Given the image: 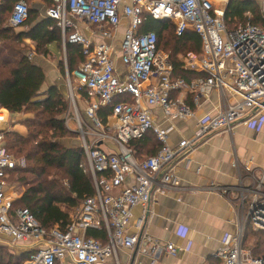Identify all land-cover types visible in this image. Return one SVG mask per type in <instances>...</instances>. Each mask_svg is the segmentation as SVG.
Returning a JSON list of instances; mask_svg holds the SVG:
<instances>
[{
    "label": "built area",
    "instance_id": "built-area-1",
    "mask_svg": "<svg viewBox=\"0 0 264 264\" xmlns=\"http://www.w3.org/2000/svg\"><path fill=\"white\" fill-rule=\"evenodd\" d=\"M228 1L221 0L217 6L213 0H54L46 9L45 17L56 20L61 28L65 60L68 43L80 46L85 57L74 72H69L67 63L65 71L73 106L78 107V100L86 104V120L82 123L78 113L75 132L84 151L80 168L92 176L95 193L70 215L64 229H45L29 209L14 210L9 180L26 162L4 145L11 113L0 108V232L28 248L24 264H110V257L120 264L119 249L132 250L136 245L153 260L162 249L177 255L176 243H162L142 231L143 219L136 224L138 232L131 234L129 228L135 208L149 212L159 195L184 190L224 197L238 192L235 233L214 257L218 264H264V257L246 246L249 226L264 231V170L256 175L252 159L241 163L234 154L237 174L229 185L211 182L183 187L176 173L178 160L187 159L209 134L232 133L243 121L255 130L264 125V27L249 21L229 29L225 22ZM261 9L264 16V4ZM147 16L172 23L178 36L187 30L200 35L202 53H188L183 60L185 69L198 76L174 78L170 52L158 48L156 33L140 32ZM28 18L27 2L18 1L10 26L21 27ZM82 91L87 94L84 99ZM214 91L218 94L215 109L199 118L192 136L171 146L176 122L194 118V107ZM189 95L193 106L187 101ZM109 106L112 112L104 122L98 110ZM148 131L161 146L154 155L138 160L130 142ZM89 229L105 230L106 242L88 237Z\"/></svg>",
    "mask_w": 264,
    "mask_h": 264
},
{
    "label": "trees",
    "instance_id": "trees-1",
    "mask_svg": "<svg viewBox=\"0 0 264 264\" xmlns=\"http://www.w3.org/2000/svg\"><path fill=\"white\" fill-rule=\"evenodd\" d=\"M18 1L20 0H0V43L8 42L22 50L19 44L30 39L38 55H50L49 45L52 43H56L61 52L62 32L57 21L50 18L39 20L28 0L25 1L29 7V18L21 26L22 30L7 26V15H11ZM54 4L50 0L48 6ZM247 12L250 16L246 15ZM249 21L264 27L259 1L229 0L225 11L226 26L233 29ZM148 31L156 33L160 50L170 52L174 78L190 80L199 75L185 69L184 61L180 58L181 54L202 53V42L197 32L187 30L182 36H178L172 23L150 16L140 26V32ZM66 48L67 67L72 73L84 62L85 57L82 48L76 44L68 43ZM27 49L24 47V50ZM59 61L60 71L65 74V61ZM45 82L43 68L27 52L24 51L13 64L0 54V108L11 114L29 113L23 123L25 134L15 129L5 134L6 149L17 159H24L26 162L25 167H17L12 172V176L18 173L17 181L23 188L20 197L14 200L13 209H29L45 229H64L70 221V209L78 208L85 198L93 196L95 188L92 176L80 168L84 158L83 149L78 145L65 146L61 142L62 138L77 136L67 129L65 118L62 117L67 110V98L57 86L49 87L42 96ZM80 95L82 99L87 96L85 91ZM187 101L193 106L192 95L188 96ZM111 112L110 106L101 107L98 116L106 122ZM130 146L135 151V157L142 160L157 153L161 144L156 135L148 131L143 138L132 140ZM87 236L103 243L107 240L105 230L89 229ZM254 237L258 239L254 255L264 257V231H254L249 226L247 242ZM28 257L29 254L15 256L0 245V264H23ZM214 264H218L217 261Z\"/></svg>",
    "mask_w": 264,
    "mask_h": 264
},
{
    "label": "crops",
    "instance_id": "crops-1",
    "mask_svg": "<svg viewBox=\"0 0 264 264\" xmlns=\"http://www.w3.org/2000/svg\"><path fill=\"white\" fill-rule=\"evenodd\" d=\"M49 1L28 0L31 9L37 12L39 20L46 18ZM213 1L221 3V0ZM257 1L260 5L264 4V0ZM125 26L121 25L124 29ZM16 29L22 30L21 27ZM29 41L31 42L30 39ZM49 50L51 51L50 55L34 58V61L43 68L46 74L42 96L51 86H57L61 91L64 88L61 71H59L56 59L54 60V57L60 56V50L56 43L50 44ZM117 64L120 69L124 67L121 61H118ZM217 100L218 94L214 91L210 96L202 98L199 107H194L196 112L194 118L178 120L176 130L170 134L171 146H176L181 139L192 136L199 118L213 111ZM162 119L159 114V120L163 125H166ZM16 126L25 128L20 124ZM20 131L23 134L26 133V129ZM234 154L237 155L241 163L252 159L256 175H261L264 170V125L260 130H255L243 121L236 124L232 133L217 131L209 134L187 159L178 160L176 173L181 185L192 187L204 186L211 182L222 185L233 183L237 174V169L233 165ZM9 190L14 200L20 197V193L13 190L11 186ZM238 204L239 194L236 191L230 192L225 197L216 193H195L188 190L159 195L151 203L149 212L144 213L140 206L135 208L129 233L138 232L136 224L143 219L142 231L149 233L162 243L173 241L179 246L180 252L177 255H171L162 249L153 260L139 252V246L136 245L132 250L119 249L120 264L216 263L215 251L229 241L235 233ZM76 209H70V215ZM142 231L139 232L142 233ZM12 241L10 236L0 232L1 246L9 249L15 256L29 254L28 248L23 242L14 244ZM108 262L114 264L113 258L110 257Z\"/></svg>",
    "mask_w": 264,
    "mask_h": 264
},
{
    "label": "rangeland",
    "instance_id": "rangeland-1",
    "mask_svg": "<svg viewBox=\"0 0 264 264\" xmlns=\"http://www.w3.org/2000/svg\"><path fill=\"white\" fill-rule=\"evenodd\" d=\"M29 3V2H28ZM214 3L218 6V5H221V3L219 2H215ZM223 5V4H222ZM10 16L11 15H7L8 19L6 21L7 23V26L10 25ZM125 25V23H123ZM124 28L121 27L120 30H119V33H118V43L122 40L123 38V34H124ZM62 32V31H61ZM20 48L22 50H24V47L27 49V50H24L25 52H27L29 55L32 56V59L34 60V58H37L38 56H42V55H38L34 48H33V43H31L29 41V39H25L24 40V44L20 45ZM29 46V47H28ZM56 46L58 47V45L56 44ZM67 47V46H66ZM61 49V48H60ZM67 49V48H66ZM22 50H18V48L12 46V45H9L8 42H1L0 43V54L3 58H5L6 60H8L10 63H15L17 61V59L19 58V56H21V54L24 52ZM18 55H17V54ZM66 54H67V50H66ZM187 55V54H186ZM185 54H181L180 55V58H182L183 60L185 59ZM56 59L57 61V65H58V68H59V59H62L65 60V54H64V50H63V47H62V50L60 52V56L55 58L54 57V60ZM60 62V61H59ZM65 68H66V63H67V59L65 60ZM59 71H60V68H59ZM62 75V81H63V84H64V88H63V93L65 94L66 98H67V110L64 112V114H62V117L65 118V122L66 120H68V125H66L65 123V126L67 127V129L71 132H74L77 136L76 137H66V138H62L61 139V142L65 145V146H75V145H78L79 147L82 145V141H81V136L79 135V133L75 132L78 130V122L76 120L77 118V115L79 113V117H80V120L82 121V123L86 120L85 118V115H84V111H85V106L86 104L81 101L80 103V100L77 101L78 103V107L75 108L71 102V99L69 98L70 97V94H69V89L67 87V79H66V71H65V74L61 73ZM74 85V84H73ZM83 102V103H82ZM78 111V112H77ZM29 113H21V114H11V123H12V128L11 129H15V130H25V128H19V126L17 127L16 125L20 124V125H23L24 123V119L28 116ZM69 126V127H68ZM17 127V128H16ZM19 128V129H18ZM13 174H11V177H10V186L12 187L13 190L17 191L18 193H21L23 188L20 186V183L17 181V177H18V173L15 174L14 176H12ZM28 178H32L31 175H27ZM251 241L247 242L246 243V246L249 247V248H254L256 246V242H257V237H254V238H250Z\"/></svg>",
    "mask_w": 264,
    "mask_h": 264
},
{
    "label": "water",
    "instance_id": "water-1",
    "mask_svg": "<svg viewBox=\"0 0 264 264\" xmlns=\"http://www.w3.org/2000/svg\"><path fill=\"white\" fill-rule=\"evenodd\" d=\"M228 3H229V1H228ZM228 5V4H227Z\"/></svg>",
    "mask_w": 264,
    "mask_h": 264
}]
</instances>
